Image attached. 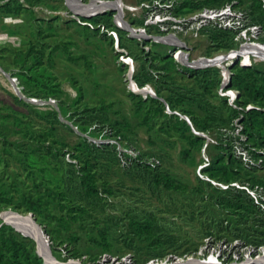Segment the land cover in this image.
Here are the masks:
<instances>
[{"label":"rangeland","instance_id":"374dc122","mask_svg":"<svg viewBox=\"0 0 264 264\" xmlns=\"http://www.w3.org/2000/svg\"><path fill=\"white\" fill-rule=\"evenodd\" d=\"M7 1L0 0V191L5 190L12 195L15 202L7 209L18 210L15 205L21 203L24 197L44 194L38 218L44 222L45 229L46 223L50 230L54 228V218L69 214L71 206L67 199L63 201L66 208L59 212L57 203L60 197L52 200L47 195L49 189L56 195L62 189L61 168L59 158L50 154L43 145L52 146L56 152H65V157L69 159V151L84 157L90 154L83 145V141L87 140L99 145L110 143L117 148L121 163L102 154L95 160L100 185L109 181L120 192L107 197L106 212L90 210L73 221L69 231L82 237V251L90 246L85 244L86 237L99 238L98 230L101 228L108 230L114 249H126L120 239L124 229L118 221L121 219L119 216L130 211L142 215V221L149 213L155 215L164 231L177 237L174 245L167 250L178 254L195 248L202 240L198 231L204 227L217 232L221 224L219 219H226L224 225L230 221L233 226L237 225L236 218L232 219L225 209L197 190L202 187L207 196L213 192L212 187L202 185L199 179L202 178L199 167L203 156L206 153L210 157L207 149L203 152L205 145L192 144L190 131L184 133L171 127L175 120L170 116L164 113L152 115L156 103L147 100L143 109L137 110L138 98L131 93L134 91L130 86V70L134 68L135 73L142 61L148 65H160L170 57L175 59V45H178L173 38L157 37L173 45L155 46L157 40L148 39V34L129 31L126 20L145 21L154 11L142 7L139 0H99L121 5L123 16L118 17L115 13L116 23L125 31L117 32L100 24H90L91 21L77 13L79 7L70 2L69 5L67 0H19L29 10L15 9L12 12L4 9ZM98 26L99 31L94 30ZM133 26L145 27L139 24ZM147 31L152 35H180L187 41L191 59L208 49L213 53L219 51L209 48L207 34L202 31L196 34L185 28L176 30L171 21L153 25ZM236 34L234 31L233 47L238 48L241 43L236 40ZM142 47L146 50L143 51ZM153 53L159 55L154 57ZM178 83H186L188 90L200 89L198 83L188 76H179ZM162 93L166 95L168 92L164 90ZM203 96L209 97L216 111L229 116L230 109L226 103L216 102L209 94ZM103 105H108L109 118L106 122H100ZM148 114L153 116L151 127L146 123ZM94 155L95 151L90 156ZM153 156L158 158L163 170L187 188L166 189L150 181L146 169L140 175L136 169L126 167L135 159L153 162ZM202 173L203 179L208 180L207 173ZM256 174L264 176V169ZM249 224L254 226L252 221ZM47 235L53 255L67 261L74 245L61 236L54 240L50 234ZM18 236L37 251L34 238H28L21 232ZM213 236L217 237L216 234ZM149 243L145 238L136 239L140 256L149 255ZM101 250L102 247L98 246L94 254L98 255ZM81 259L84 264H102L98 259L91 261L87 255L81 256Z\"/></svg>","mask_w":264,"mask_h":264},{"label":"trees","instance_id":"16d2710c","mask_svg":"<svg viewBox=\"0 0 264 264\" xmlns=\"http://www.w3.org/2000/svg\"><path fill=\"white\" fill-rule=\"evenodd\" d=\"M18 1L19 0L7 1L3 5L4 9L8 12H12L15 9L17 11L29 10V8H26V6ZM152 1L154 0H139L138 3ZM227 3H233L235 7H243L242 9L246 11L251 22L260 23L264 27V0H175L170 10L176 15H186L187 13L201 10L204 7H221V5L223 6ZM114 10L115 9L103 11L88 17L83 15L81 18L88 19L91 21L90 24H100L105 28L119 32V30L121 31L125 28H121L117 25L115 21V13H117V11ZM129 21L132 25L139 24L140 26H145V21L143 19ZM89 26L90 25H87V27ZM151 26L153 25L147 26V28ZM99 28L100 26L94 27V30L99 31ZM202 32L207 34V40L210 42L209 48L220 51L223 49L228 50L235 45L233 41L234 31L231 29L207 26L202 29ZM158 40L161 42H154L155 46L165 43L173 45L168 42H163L160 39ZM121 46L124 47V43H121ZM142 50L145 51L146 48L142 47ZM208 50L206 54H213L210 49ZM149 53L147 52L146 54ZM150 54H152V52ZM157 55L159 54L153 53L152 56L156 57ZM232 71L231 86L240 91L238 104L243 107L241 110L230 105L225 97L219 95L218 89L220 86L221 71L218 67L213 66L194 69L188 66H180L172 57L168 58L164 64L160 65H155L154 63L148 65L145 61H142L133 75L140 87L151 84L158 97L154 95L145 97V95L141 93H131L135 98H138V111L143 109V104L145 102L147 103V100L156 103L157 105L153 107L151 114L156 115L157 113H164L170 116V118L175 120L173 123L174 125L171 127H175L184 133L190 131V142L192 144L202 147L207 142V139L195 133L190 123L181 115L171 112L165 113L166 105L160 97L166 99L171 110H178L183 114H187L197 130L206 131L218 139V143L209 142L206 147L211 162L205 167L204 171L211 178L223 183L240 181L250 182L251 185L260 184L264 186V176L256 174L257 171L264 169V164L261 167H245L242 161L234 155L231 145L225 144L221 131L222 127L230 126L233 119L242 114V122L244 124V131L248 135V143L258 149H264V62H255L253 65L248 66L236 62L232 66ZM179 76H188L190 80L198 83L200 88L199 91H195L193 88L188 90V85L186 83L180 85L178 83ZM164 90L168 92L166 95L162 93ZM148 93L150 94V92ZM204 94H209L210 97L217 100L216 102L226 103L230 109V112H228L229 116L227 117L225 114L216 111L212 106L213 104L211 105L209 97L203 96ZM248 103H253L257 105V107L247 110L245 106ZM107 109L108 105H103L101 107L100 122H106L108 120L109 114ZM151 114H148L146 119V123L149 127H151L150 120L153 119ZM94 118L95 117H93V120ZM83 145L90 154L84 157L80 153H71L69 151V159L65 157V152H56L52 146L43 145L50 154L59 158L61 168L62 189L58 191L57 195L53 190L49 189L47 195L52 198V200H55L57 196L60 197L57 203L59 212H62L66 208L64 203L65 200L68 199V205L71 206V212H69V214L65 213L64 215H58L54 218L56 221L54 228L50 230L49 225L46 223L47 233L50 234L53 239L61 236L63 240H68L69 243L74 245L72 251L70 250V257L76 258L87 255L91 261L97 260L103 253H110L113 255L132 253L135 264H143L152 257H161L171 251L167 250V248L174 245L177 237L168 235L167 232L164 231V227L159 224L155 215L152 213L145 215V220L142 221V215L132 213L131 211L128 212L129 214L126 213L119 216V219H121L118 221L124 229V231H121V243L129 248L126 247V249L120 251L114 249V243L108 238V230L101 228L98 230L99 238L87 236L85 244L88 243L90 246L86 250H81L80 244L84 242L82 237L69 231L70 227L73 225V221L78 220L80 214L82 215L90 210L96 213L106 212L108 204L107 197L110 195H118V192H120L111 185L109 181L102 182L100 185L98 181L100 177L96 167L97 163L95 157L97 158L98 155L102 154L115 162L121 163L117 148L110 143H102L99 145L96 142L92 143L91 141L85 140L83 141ZM37 150L38 149H36V151ZM93 151H95V155L91 157L90 155ZM187 152L188 149L185 153ZM255 156H261L264 160V153L256 151ZM126 167H131L129 170L136 169L140 175L143 171L145 172L146 169L148 173L147 178L158 186L162 185L166 189L177 190L187 188V185L177 180L174 176H171L169 172L163 170L158 163L153 164L151 161L135 159L132 164ZM199 179L202 185L204 184L212 187L213 192H210L207 196L206 191L203 190L202 187L197 190L202 192L204 197L210 198L211 202L225 209L226 214L233 217L232 219L236 218L238 222L235 226L232 225V221L224 225V220L226 219H219L221 224L217 232L204 227L198 231L200 238L203 240L206 236L216 234L218 238H241L255 245L263 244L264 212L261 211L249 193L245 189L233 186L223 188L215 185L211 181L203 178ZM6 193L5 190L0 191V212L15 203L14 197ZM70 197L71 200H69ZM43 198L44 194L24 197L21 203L15 205V209L24 213L33 212L38 221L43 224L44 222L38 218V213L44 204ZM74 211L78 212L73 213ZM250 221L253 222L254 226L249 224ZM1 222L2 219L0 217V223ZM97 223L99 222L97 221ZM224 231L229 236H227ZM19 233L20 232L11 225L3 224L0 226V264H45L44 259L39 256L38 252L35 251L27 241L19 238ZM137 238H145L150 241L147 246L149 255L145 257L139 255L138 251L140 247L136 245ZM202 240H200V242ZM200 242L195 245V248L198 247ZM98 246L102 247V250L97 255L94 253Z\"/></svg>","mask_w":264,"mask_h":264},{"label":"built area","instance_id":"2783aa9c","mask_svg":"<svg viewBox=\"0 0 264 264\" xmlns=\"http://www.w3.org/2000/svg\"><path fill=\"white\" fill-rule=\"evenodd\" d=\"M173 5L174 0H154L152 2H142V7L154 12L153 14H150V16H148L145 20V27L138 28V31H141L140 33L143 35L148 34V37L152 34L148 33L147 26L168 21L174 23L176 30H184L185 28L186 31H193L196 34H199L202 29L207 26L236 31V40L241 43L240 47H232L226 51H218L213 54L203 53L192 59L190 57V52L187 51V41L184 40L180 35L168 34L152 36H160V38L165 37L168 39L173 38L177 40L178 45H175L176 50L174 52V57L180 66H188L194 69L213 66L218 67L221 71V80L218 89L219 95L225 97L230 105L241 110L243 107L238 104L240 91L237 88L231 86L233 74L232 66L236 62H239L244 66L253 65L255 62H264V52H259V50L264 47L263 25L260 23L251 22L246 11L235 7L233 3H227L226 6L223 7H204L203 9L189 16L187 14H174L170 10ZM184 24H186V26H184ZM152 38L154 39V37H150L149 39ZM157 41L159 40L157 39ZM246 44L257 45L260 47V49L254 48L253 50H247L245 52L244 46ZM130 73H132V76L129 75L131 78L130 86L132 88L133 80H135L133 77L134 68L130 70ZM140 88L150 89V94L152 95L154 94L153 90L155 91L151 84H147ZM148 94L149 93H147V95ZM155 97H158L157 93ZM160 99L164 101L169 112L181 115L190 123L195 133L206 137L207 142L203 148V152H206V147L209 142L218 143V139L215 136L209 134L206 131L197 130L187 114H183L178 110H171L166 99L163 97H160ZM253 107H257V105L248 103L245 106L247 110ZM242 116L243 115L241 114L235 117L230 126L221 128L223 140L225 141L226 145H231L234 155L242 161L245 167H261L264 164L263 157H256L255 152L259 151L264 153V149H258L257 147L251 146L248 143V135L244 131ZM152 161L153 164L159 162L156 157H153ZM210 162V157H208V155L205 153L203 156V162L199 167V172L202 178H204V173L202 172L204 171L205 167L210 164ZM207 179L215 185L221 186L223 188H229L230 186H233L236 188L245 189L254 199L261 211L264 212L263 185H251L250 182L240 181L223 183L211 178L208 174ZM47 238L49 240V235H47ZM68 260L73 262H82L81 257H70ZM98 262L102 264H135V259L132 253H127L124 255L103 253V255L98 258ZM89 264H92V262ZM143 264H264V243L255 245L248 243L241 238H218L213 235H209L204 237L199 243L198 247L195 249L186 251L182 254L168 252L161 257H152Z\"/></svg>","mask_w":264,"mask_h":264},{"label":"water","instance_id":"95a60500","mask_svg":"<svg viewBox=\"0 0 264 264\" xmlns=\"http://www.w3.org/2000/svg\"><path fill=\"white\" fill-rule=\"evenodd\" d=\"M91 1H99V0H90ZM84 2V1H83ZM69 5H71L69 2H67ZM88 3V2H84ZM111 9H105L100 11H95L92 13H84L77 11V13L82 15H95L98 13H101L103 11H107ZM123 13V10H121ZM115 17H117V14H115ZM117 22V21H116ZM127 24L130 26V30L132 33H137L138 28L134 27L128 20H126ZM154 37V39L157 40V37L160 36H148ZM148 38V39H149ZM130 76H132V73H130ZM133 91L139 92L144 89H146V94L148 92H151L148 88H140L135 80H133L132 83ZM137 92V93H138ZM143 94V92H142ZM145 94V93H144ZM145 94V95H146ZM156 96V93L154 94ZM0 217L2 219V225L8 224L13 226L17 231L23 233L26 236L32 237L37 242V252L39 256H41L44 259L45 264H84L83 262L77 261L73 262L71 260L67 261H61L57 259L53 255V250L50 246L49 240L47 238V232L46 229L43 227V225L37 220L33 212L24 213L18 210H12V209H4L0 212Z\"/></svg>","mask_w":264,"mask_h":264},{"label":"bare ground","instance_id":"6f19581e","mask_svg":"<svg viewBox=\"0 0 264 264\" xmlns=\"http://www.w3.org/2000/svg\"><path fill=\"white\" fill-rule=\"evenodd\" d=\"M68 2H70L71 4L75 5V7H79L80 9V12H89V13H92V12H95V11H100V10H105V9H108V8H111V9H115V10H118V17H121L123 16V13L122 11L120 10L121 8V5L119 3H115V2H109V3H102V2H98V1H93L92 3H84L82 2V0H67ZM125 9V8H124ZM121 21V20H120ZM125 24L127 26V28L129 29L130 26L127 24V22L125 21ZM168 42V41H167ZM253 47V48H252ZM260 49L259 46L257 45H245L244 46V51L246 52L247 50H253V49ZM264 47L262 49L259 50V52H264ZM258 51V50H257ZM146 91V89L142 90V91H137L138 93H142ZM153 93L155 94V91L153 90ZM153 94V95H154ZM155 96V95H154Z\"/></svg>","mask_w":264,"mask_h":264}]
</instances>
